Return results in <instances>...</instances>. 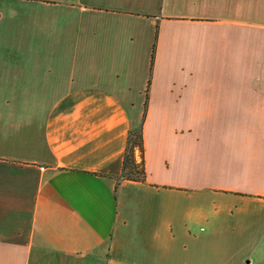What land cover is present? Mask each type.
I'll use <instances>...</instances> for the list:
<instances>
[{"label":"crops","instance_id":"obj_1","mask_svg":"<svg viewBox=\"0 0 264 264\" xmlns=\"http://www.w3.org/2000/svg\"><path fill=\"white\" fill-rule=\"evenodd\" d=\"M0 264H264V0H0Z\"/></svg>","mask_w":264,"mask_h":264},{"label":"trees","instance_id":"obj_2","mask_svg":"<svg viewBox=\"0 0 264 264\" xmlns=\"http://www.w3.org/2000/svg\"><path fill=\"white\" fill-rule=\"evenodd\" d=\"M121 179L136 182L147 181L142 129L129 133L127 149L123 159V172Z\"/></svg>","mask_w":264,"mask_h":264}]
</instances>
